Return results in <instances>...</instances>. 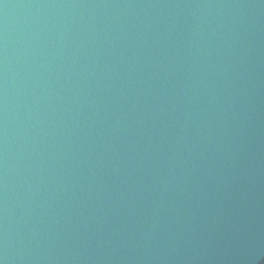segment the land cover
I'll list each match as a JSON object with an SVG mask.
<instances>
[{"label":"water","instance_id":"95a60500","mask_svg":"<svg viewBox=\"0 0 264 264\" xmlns=\"http://www.w3.org/2000/svg\"><path fill=\"white\" fill-rule=\"evenodd\" d=\"M0 264H264V0H0Z\"/></svg>","mask_w":264,"mask_h":264}]
</instances>
